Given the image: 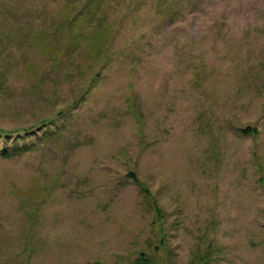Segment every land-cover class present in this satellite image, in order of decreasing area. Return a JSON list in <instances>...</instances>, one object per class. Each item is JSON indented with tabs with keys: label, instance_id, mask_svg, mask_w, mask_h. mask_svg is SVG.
Wrapping results in <instances>:
<instances>
[{
	"label": "rangeland",
	"instance_id": "obj_1",
	"mask_svg": "<svg viewBox=\"0 0 264 264\" xmlns=\"http://www.w3.org/2000/svg\"><path fill=\"white\" fill-rule=\"evenodd\" d=\"M0 264H264V0H0Z\"/></svg>",
	"mask_w": 264,
	"mask_h": 264
},
{
	"label": "trees",
	"instance_id": "obj_2",
	"mask_svg": "<svg viewBox=\"0 0 264 264\" xmlns=\"http://www.w3.org/2000/svg\"><path fill=\"white\" fill-rule=\"evenodd\" d=\"M85 13H83V18L85 20L88 21H91L97 14V12H94L92 10H87V11H84ZM4 14H8V12H3ZM81 14V12H75L74 16H71V15H65L64 17L62 16L61 17V23L62 25L65 27H70L74 22L75 20L77 19V17ZM11 13L9 15V17H11Z\"/></svg>",
	"mask_w": 264,
	"mask_h": 264
}]
</instances>
